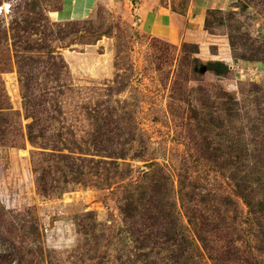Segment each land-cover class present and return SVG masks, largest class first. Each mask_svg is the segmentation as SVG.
Wrapping results in <instances>:
<instances>
[{
    "label": "rangeland",
    "instance_id": "374dc122",
    "mask_svg": "<svg viewBox=\"0 0 264 264\" xmlns=\"http://www.w3.org/2000/svg\"><path fill=\"white\" fill-rule=\"evenodd\" d=\"M142 2L0 0V264H264V0L180 44Z\"/></svg>",
    "mask_w": 264,
    "mask_h": 264
},
{
    "label": "crops",
    "instance_id": "0c3cea01",
    "mask_svg": "<svg viewBox=\"0 0 264 264\" xmlns=\"http://www.w3.org/2000/svg\"><path fill=\"white\" fill-rule=\"evenodd\" d=\"M97 0H70L68 10L60 9L64 19L84 18ZM233 0H188L186 8L179 9L178 2L144 0L135 10L142 31L171 44L202 40L211 13L226 9ZM213 41H216L213 39Z\"/></svg>",
    "mask_w": 264,
    "mask_h": 264
},
{
    "label": "trees",
    "instance_id": "16d2710c",
    "mask_svg": "<svg viewBox=\"0 0 264 264\" xmlns=\"http://www.w3.org/2000/svg\"><path fill=\"white\" fill-rule=\"evenodd\" d=\"M206 28H208L207 27V24H206ZM227 67H228V63L227 62H222V61H219V60H217L216 62H212V60L211 61H209V63L207 64V65H205V66H203V68H204V70L205 71H207V70H213V71H215L217 74H227ZM229 71V70H228ZM217 115H216V117L215 118H212V123H213V121H215V120H217ZM220 117V116H219ZM216 123H218V120L216 121ZM33 125H35V121L33 122V124L32 125H30L29 126V137H30V140L32 141V142H34V143H37L35 140H34V137H35V135L33 134L34 132V126ZM215 126H216V124H215ZM217 126L218 127H224L223 126V123H221L220 125L219 124H217ZM213 131V130H212ZM225 145V144H224ZM223 148H224V146H223ZM207 149H210L209 147L207 148ZM217 152H219L220 154H223V155H225V154H227V152L225 153L224 152V150H222V147H220V146H212V157H214V156H216V153ZM219 153H218V155H219ZM248 204H250L249 202H247ZM153 221H156L155 219L153 220ZM159 224L157 223V222H153V223H151V226H158ZM202 239V241H203V238H201ZM138 240V239H137ZM205 247V246H204Z\"/></svg>",
    "mask_w": 264,
    "mask_h": 264
}]
</instances>
